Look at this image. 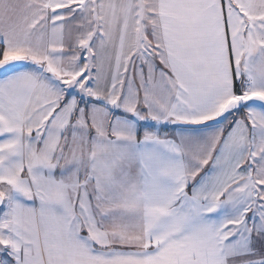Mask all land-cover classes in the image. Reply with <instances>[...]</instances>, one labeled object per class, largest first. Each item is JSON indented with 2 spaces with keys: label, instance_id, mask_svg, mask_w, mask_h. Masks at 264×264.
Returning <instances> with one entry per match:
<instances>
[{
  "label": "snow or ice",
  "instance_id": "1",
  "mask_svg": "<svg viewBox=\"0 0 264 264\" xmlns=\"http://www.w3.org/2000/svg\"><path fill=\"white\" fill-rule=\"evenodd\" d=\"M0 264H264V0H0Z\"/></svg>",
  "mask_w": 264,
  "mask_h": 264
}]
</instances>
